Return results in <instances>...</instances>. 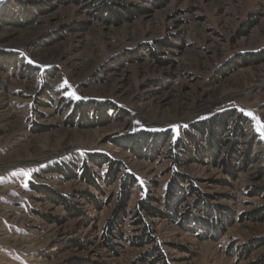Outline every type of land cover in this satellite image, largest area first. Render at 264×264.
<instances>
[{"label": "rangeland", "instance_id": "obj_1", "mask_svg": "<svg viewBox=\"0 0 264 264\" xmlns=\"http://www.w3.org/2000/svg\"><path fill=\"white\" fill-rule=\"evenodd\" d=\"M106 1L0 0V264H264V0ZM226 111L215 158L194 124Z\"/></svg>", "mask_w": 264, "mask_h": 264}, {"label": "trees", "instance_id": "obj_2", "mask_svg": "<svg viewBox=\"0 0 264 264\" xmlns=\"http://www.w3.org/2000/svg\"><path fill=\"white\" fill-rule=\"evenodd\" d=\"M98 1H100V4H102L105 7L104 10L106 12H109L110 14L116 13V11L114 9H112L111 6H109V4L107 3L106 0H98ZM16 7L19 9V6H16ZM5 10L9 11L10 8L6 7ZM22 11H24V10H22ZM23 15L24 14L22 13L20 17H22ZM255 56L258 58H262L264 60V52H261L260 54L255 55ZM250 57L251 56H249V55H242L241 59H243L244 61H249ZM0 59H8L11 62H13V60H14V58L12 57L11 54H0ZM94 107H95L94 111H96L97 114L100 113L101 117L103 119H107V117H108L107 116L108 106H106V104L96 103ZM88 108H89V106L85 105V104H79L78 105V110H79V112L82 113L83 120L91 121V119L87 115L88 114ZM93 116H94V114H93ZM96 116H98V115H95V117ZM231 117H233V119L235 117V119L233 121L234 122L233 126H230L229 122H228V120ZM244 120H246V118L243 117L242 114L236 115V113L234 111H226V112L214 115L208 119L201 120V121L197 122L196 124H194V126L200 132V135L201 136L203 135L205 137L206 141L208 142L207 150L210 152V154L212 153L211 155L213 157L217 158L218 153L222 150V147L225 144L224 140H222V138H221L222 135L230 132L232 136H241L242 132H243V128H242L243 126H242L241 122ZM187 135L189 136V138H191L193 140V142H195V143L197 142V139H198L197 136H193L189 132L187 133ZM166 139H167V133L156 134V133H150L149 130H142V132H140L136 136L128 138V141L130 143L131 149L134 152L141 153V151H143V149L147 150L149 148L153 152L152 157H155L159 151L160 146L162 145L163 142L166 141ZM143 142H147V145L143 146ZM181 145L183 146V144H181ZM181 145H179V146H181ZM185 148H186L185 149L186 153L189 154L190 151L187 149V146H185ZM199 152H201V150H199ZM229 154H227V156L225 157V159L223 160L222 163L225 165V167L228 171H231L232 165L230 163ZM181 157L182 156H175L174 158H176V160L178 161ZM90 159L94 163H96L97 165H100V166L102 165L103 162L107 161L109 164V175H110V177H114L116 175L118 168H119V164H120L119 161L109 160L107 155L96 154V153L91 154ZM70 173H72L71 170H70ZM72 175L76 176V174H72ZM87 175H88V173H87ZM81 177H84V175H81ZM127 177H128V180L124 179V183L122 184V186L128 191V188L126 187L127 184L130 186V184L135 182V178L131 175H129ZM89 181H91V183L94 184V180H92L91 178H89ZM40 187H39V190L42 191V188H40ZM170 189H173V190L175 189V191L180 189L179 184L177 182V179L175 177L170 182ZM195 191L199 193V190H195ZM57 195H58L59 200H61V203H63L67 209H69L71 212L76 211L74 206L69 201L65 200V197H63L60 194H57ZM141 205H143V207L148 209L150 212L155 210V208L153 206H151L147 201L141 202ZM112 226H115V224L113 223V225H112L111 223H109V225L107 226V231L111 232Z\"/></svg>", "mask_w": 264, "mask_h": 264}, {"label": "snow or ice", "instance_id": "obj_3", "mask_svg": "<svg viewBox=\"0 0 264 264\" xmlns=\"http://www.w3.org/2000/svg\"><path fill=\"white\" fill-rule=\"evenodd\" d=\"M65 84L67 85V81H65ZM71 95L75 96L76 94L75 92H72ZM76 98L79 99V97H76ZM247 115H249L254 121H256V131L261 133L262 137H264V122H262L259 117H256L251 112H248Z\"/></svg>", "mask_w": 264, "mask_h": 264}, {"label": "bare ground", "instance_id": "obj_4", "mask_svg": "<svg viewBox=\"0 0 264 264\" xmlns=\"http://www.w3.org/2000/svg\"><path fill=\"white\" fill-rule=\"evenodd\" d=\"M262 83H264V81H263ZM258 85H260V84H258ZM258 85L253 86L252 88L250 87V88H251V89L256 88ZM237 93H240V92H237ZM133 120H134V119H133ZM104 137H106V135L101 136V139L104 138ZM54 154H55V152H53V153L50 152V153H48L47 156H51V155H54Z\"/></svg>", "mask_w": 264, "mask_h": 264}]
</instances>
